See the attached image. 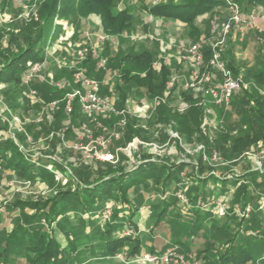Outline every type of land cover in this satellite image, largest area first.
<instances>
[{"label":"rangeland","instance_id":"obj_1","mask_svg":"<svg viewBox=\"0 0 264 264\" xmlns=\"http://www.w3.org/2000/svg\"><path fill=\"white\" fill-rule=\"evenodd\" d=\"M147 1L153 3L152 0H116L115 13L120 11L125 3L138 7ZM193 1L195 0H164L162 4ZM42 2L43 0H26L23 5H20L15 0H0V70L8 59H12L34 43L35 46L38 44L35 41L42 23L40 12ZM236 5L240 8L243 20L239 24L232 25L224 44V54L236 70L235 77L246 87L239 96L248 93V96L253 97L248 105L251 108L255 106L256 99H264V13L260 9L250 8L245 1ZM231 16L229 4L224 3L199 19L196 33L188 28L186 32V29L184 30L181 26L176 25L170 29L166 25L165 35L149 30L150 32L146 31L147 38L144 43L140 42L139 37L134 34L133 39H121L120 44L122 43L123 47L131 53L149 50L154 53V63H159V43L148 38L149 35L158 39L167 37L165 39L172 42L168 54L175 58L178 53L201 40H204L207 46L208 43L216 42L221 25L227 23ZM99 23L96 16H82L75 6L71 7L65 17L54 21L51 31L36 46L35 50L39 51L43 57L40 63L44 65L47 61L48 70L45 72L43 70L40 75L32 76L28 84H25V77L32 69V65L37 63L29 58L27 64L29 69L21 85L16 86L0 80V143L7 146L5 155L0 157V251H3L7 245L11 246L20 241L17 250L2 258L0 264H43L31 257H34L35 253H31V256L27 255L25 241L36 240L44 234L61 245L60 258L67 261L64 264H122L118 256L124 254L130 258L131 247L128 246L130 249L123 247L116 254H108L106 244L113 238L121 237L124 232L131 231L137 233L133 236L138 238L139 247L141 248L142 244L145 252L151 250L148 244L158 242L163 246L162 253L177 247L185 255L196 254V264H219V257L232 245L256 243L255 236L249 230V225H253L255 216L245 218L237 215L235 211L238 208L251 206L254 212L257 210L264 212V208L260 209L264 202V179L259 183V177L256 175V173H264V140L257 141L248 148L247 152L242 153L241 157L234 156V159L240 157L237 164L231 162L233 158H226L225 154L217 149L214 154L218 155V161H213L214 154L208 153V145L204 143L206 138L210 147H213L221 133L239 136L245 132L239 120L232 118L234 111L230 110L231 106L218 107L216 110L214 105L209 104L213 113L208 115L192 94L187 93L183 96L184 89L178 90L179 87L176 86L172 90L169 101L162 105L166 106L171 114L184 118V121H181L182 118L179 120L183 128L189 126L193 118L194 124H200L199 133L191 137L185 136V138L178 131L182 127L181 124L162 122L157 118L158 105L155 104V99L160 96L152 97L145 87L123 85V95L126 97V93L129 94L131 105L125 102L122 110L127 112L128 121H133L134 129L140 134L125 144L121 139L127 133L129 126L124 129L117 126L120 118L117 122L114 120L111 123L101 122L103 125L101 129L99 124L89 125L95 138L111 139L109 131L120 132L121 138L111 139L106 150L107 153L112 152L111 154L116 155V163L98 160L86 163L87 160L85 161L79 151L64 147L57 150L59 142L57 139L49 138L55 132L65 133L67 139L73 142L72 146L77 143L91 144L90 139L79 142L76 138L74 130L82 123L76 119L71 122L73 113L70 116L67 114L65 98L73 89H81L74 84L75 69H77L75 65L79 58L78 50L84 49L86 44L99 42V37L103 35L100 33ZM159 28L163 30L161 25ZM53 32L62 36L60 39L62 52L66 53V48L69 51L74 50L73 53L77 52V57L71 56L73 63L63 60L54 66L51 65L52 62L48 60L46 53L54 48L53 43L56 39L50 41ZM111 55L114 57L116 52L113 50ZM102 57L106 58L104 55ZM173 58L171 75L167 84L172 76H177L181 81L180 85H185L188 80L187 68L183 64H178ZM89 60L90 62L87 63ZM87 62L77 67L85 69L87 77L98 82L102 89L111 75L106 77V72L112 69L113 77L116 69L113 67L108 70L98 69L97 61L92 58H89ZM155 71L159 73V70L155 69ZM258 74H262V78L256 79L255 76ZM51 75L52 79L48 77ZM54 90L57 94H54ZM116 93L119 96L122 94L118 91ZM100 94L102 97H113V94ZM177 98L180 99L178 103H176ZM129 99L127 98L126 101ZM182 101L189 105L184 112L179 111ZM55 102H60L59 107L51 110L48 105ZM75 106L74 104V109ZM139 112H143L141 117L137 116ZM105 119H109V116ZM104 128L106 131H103ZM152 131L153 133H150ZM155 134H157L156 137H154ZM137 138L146 144L155 143L163 147L162 151L156 152L151 146H140L131 151L125 150L127 145ZM198 145L205 146L207 159L204 158L203 153L196 151ZM114 150H116L115 153H113ZM186 154L196 159L195 162L193 159L196 168L176 170V177L170 182L164 179L155 181V178H152L144 181L143 184L139 183L140 185L128 190L127 206L122 201L121 195L119 200L115 199L116 189L120 185L124 186L132 177L122 180L114 171L120 168L125 172L135 171L141 162L146 160L149 161L144 162L143 166L156 162L176 166L189 161ZM253 156L262 163L263 170L251 171L252 165L248 159L250 157L252 159ZM20 158L30 163L32 170L36 173L34 176H23L18 170L9 168L13 161ZM202 160L204 166L200 165ZM252 160L254 168H257V161ZM201 167L203 172H200ZM214 173L226 175L225 178H228L217 181L210 179L206 185H203L208 175ZM103 176L118 178L110 183L101 184L93 195L87 199L83 198L86 196L85 193H93L87 189ZM108 186L110 191L104 198L98 197L102 194V189ZM244 187H246L245 191H242ZM196 191L197 195L202 196V200L192 204L189 195L195 194ZM69 193L76 195L63 201V195ZM181 194L184 198H181ZM217 200H222L225 216L220 217L211 212L213 208L211 204ZM161 201L169 203L168 214L158 218L153 214L150 221L144 222L142 215L155 212V206ZM112 203H115L117 208L111 220H105L102 209H106ZM141 205L144 207L140 208ZM51 207L56 215L52 213V219L49 220L46 217H51L49 215ZM116 212L119 213L118 217L114 215ZM258 214L261 213L258 212ZM261 215L263 216V213ZM130 218L134 222H129ZM156 220L159 222L156 223ZM131 223H140L143 230L135 231ZM123 226L127 227L126 231H122ZM69 243L71 247L66 249Z\"/></svg>","mask_w":264,"mask_h":264},{"label":"trees","instance_id":"obj_2","mask_svg":"<svg viewBox=\"0 0 264 264\" xmlns=\"http://www.w3.org/2000/svg\"><path fill=\"white\" fill-rule=\"evenodd\" d=\"M243 1H245L246 4L254 10L264 8V0H236V2L240 4ZM224 3V0H195L193 2L187 3L180 2L179 4H161L155 5V7L149 10V13L154 16L178 19L185 23L188 27L193 29L194 32H196L194 28V23L196 19L202 15L211 13L214 9L222 6ZM73 6L77 8V11L82 14V16L98 17L101 21L102 33L105 36L117 37L131 28L132 16L130 15L129 10L124 9L115 13L116 0H43L40 6L42 23L40 31L36 36L35 42L39 44L42 40H44L46 34L51 31L54 21L60 17H65ZM36 46L34 43L33 46L28 47L23 51H20L19 54L13 57L12 59H8V62L4 64L0 70V80L4 82L13 83L16 86L21 85L23 77L29 69V67L27 66L29 58H32L33 62L42 61V57L39 54V51L35 50ZM206 50V58L208 59L210 51L208 48ZM100 53L102 56L104 55L106 59L108 58L107 53H105V51L103 53L102 50H100ZM114 58H116L115 62L112 61L110 58L107 59V67L119 68L118 81L122 82V88L121 85L117 83L115 86L116 91L120 93L122 92L123 95V85L132 84L140 87H145L152 97L163 96L167 89L168 79L171 75V67L162 63L161 70L159 71V73L155 71L153 66V52H129L127 54L119 52ZM224 59L227 61L229 68L232 70L235 76L237 74L235 68L231 65L228 59H226V57H224ZM90 60L86 62L89 63ZM261 75L262 74H258L257 76H255L256 79L262 78ZM187 93L191 94L189 91L184 90L182 95L186 96ZM240 96L238 94L233 97L230 104V110L234 111V114L232 116H237V119L239 120L240 125L243 127V131L245 132H243L239 136L231 135L228 133H221L219 138L216 139L217 143L214 144L213 147H210V144H208V141L205 138L204 143L208 145V153H210V147L215 148L225 154L226 158H233L234 156H240L242 153H245V151L247 152L248 148L254 145L257 141L261 139L264 140V99H256L255 106L250 108L248 107V105L250 104V102H252L251 100L253 97L248 96V93H244L241 97ZM126 99L127 98L125 97V95H123L121 103L116 105V108L118 110H122V105L126 102ZM75 105L76 106L73 112L72 122L74 118L77 117V113L81 111H79L80 107H78L77 104ZM62 107L63 106H61V108ZM215 108L216 110L218 109V107ZM157 115V118L162 122H171L174 124H176L177 122L178 125L181 124L182 127L179 128L178 131L182 133V136L191 137L192 135H196L200 132V124H194L195 120L193 117V122L190 121V125L183 128V124L179 121L182 117L171 114V111L162 104L158 106ZM113 117H109V119L105 120L104 118H100L99 120L100 122L104 123H111V121L113 120L117 122L118 117ZM183 119L184 118H182L181 121H184ZM132 122L133 121L130 120L127 125V127L129 126L126 133L127 141L131 140L134 136H138V134H140L138 130L134 129ZM127 141L125 142V144L127 143ZM6 148V145H2V143H0V157H3L5 155ZM204 165L205 164H201V166ZM9 168L18 170L19 173L23 176L31 177L36 174L35 171L32 170L30 163L21 158L13 161ZM180 168L182 170L183 166H168L165 164H145L144 166L142 164L141 166L137 167L135 171L132 172H125L123 169L120 168L117 171H114V173H117L118 177L122 178V180L124 178L129 177L132 178L124 186L121 187L120 185L119 188L116 189L117 192L114 193L115 199L119 200V196L121 195L122 201L124 202L125 206H127L129 202L128 190L137 185L143 184L144 181H147L152 178H155V181H160L161 179H164L165 181L170 182L175 179V171H179ZM202 168L203 167L200 168V172H203ZM256 175H258L259 179H261V182H263L264 173H256ZM118 177L107 178L103 176V178L94 181L89 187V189H87L93 191V193H85L86 196H83V198L87 199L90 195H93L98 190V187L101 184H104L106 182L110 183L116 180V178ZM210 179H214L216 181L219 180L214 174L209 175V177L204 180L203 185H206V183ZM245 188L246 187H244L242 191H245ZM109 189L110 186H108L107 188H103L102 194L98 197H100L101 199L104 198L106 193L110 191ZM75 195V193L63 195V201L64 199L75 197ZM189 197L191 198L192 204H197L199 200H202V196L197 195V191L195 194H190ZM166 202L167 201H163L161 202V204L156 205L155 212L151 214H154V217L157 216V218L158 216L166 215L170 208L169 203ZM35 206L38 207V205ZM103 209L102 213L105 210ZM258 212L261 214L263 213V216L261 214H258ZM52 213L56 215V212H53V207L50 208L49 215H51V217L49 216L46 218L51 220ZM118 214L119 213L116 212L114 215L118 217ZM252 215H254L255 218L253 225H249V230L251 231L250 233L255 236L256 243H254L253 245H232L229 250L226 249L225 252L219 257V264H264V212L257 210L256 212H253ZM130 221H133V219L130 218L129 222ZM256 233H258L259 238L257 237ZM25 242V251L27 255L31 256V253H35V256L31 257L36 262H41L43 264L44 262L46 264H64L67 262L64 258H60L62 248L61 245L55 239L46 234L40 236L36 240H27ZM128 242L132 243L131 245L133 248L131 253L129 254L130 258L134 257L139 249V240L137 239V237L125 235V232L121 237L109 240L106 244V251L108 254H116L117 252L121 251L123 247L125 248L126 246H131ZM18 246H20V241L17 243H13L11 246L7 245L5 249H3V251H0V261L2 260V258H5L10 253L15 252ZM69 247H71V243L68 244L66 249H68Z\"/></svg>","mask_w":264,"mask_h":264},{"label":"built area","instance_id":"obj_3","mask_svg":"<svg viewBox=\"0 0 264 264\" xmlns=\"http://www.w3.org/2000/svg\"><path fill=\"white\" fill-rule=\"evenodd\" d=\"M20 5H23L26 0H15ZM155 5H161L164 0H152ZM225 3L229 4L230 11L232 16L227 23H223L217 33V41L214 43H208V46L204 40L189 46L183 52L178 53V55L173 58L168 54V51L171 49L172 42L169 39L165 38H154L148 36L151 40H156L160 46V59L159 63H154V67L157 70H161L162 63L171 67L172 58L176 60L178 64H183L187 68L188 80L185 85H180L181 81L177 76H172L169 83L167 84V89L163 96H160L155 99V104L160 105L164 104L172 94V90L178 86V90L183 88L184 90L189 91L194 99L198 101L199 105L205 108V111L208 115L213 113L210 109L212 104L215 107H226L229 108L231 101L234 96L238 95L246 87L242 82L237 79L232 70L229 68L227 61L224 59V44L226 42L227 35L231 32L232 25L239 24L243 19L240 15V8L236 5V1L233 0H224ZM264 13V8L260 9ZM89 39V35H86ZM106 36L101 35L99 37V42L96 44H86L84 49L78 50V60L76 61L75 69L76 74L74 75V84L81 87V89H73L71 93L66 95V104L65 110L70 116L74 112V104H78L82 114L87 119V122L82 123L76 128L75 135L78 141H83L85 139H90L91 144L84 145L77 143L72 146V149L82 153L86 163L88 161L98 160L106 163H116V155L107 153L106 150L111 142V139H120L121 134L119 131H109L110 138L106 137H94L93 131L90 129L89 125L91 123L99 124L100 129L103 125L100 122V118H106L107 116L112 117L116 116L120 118L116 124L121 129H124L128 125L127 112L124 110H118L116 108V102L114 97H102L100 92V84L87 77L86 70L83 68L77 67L80 64L86 62L89 58L97 61L98 69L107 70V59L103 58L100 53V45L106 40ZM207 46V47H206ZM80 47V46H79ZM209 49L210 55L207 59V50ZM74 50L71 52V56H76ZM73 53V55H72ZM77 57V56H76ZM31 66V65H30ZM44 65L40 62L34 63L32 69L29 71L28 75L25 77V84H28L31 77L34 75H40L43 71ZM52 79V75L48 76ZM40 78V77H39ZM180 101V99H179ZM178 101V102H179ZM60 102L52 103L48 105L51 110H54L59 107ZM180 112H184L188 108L186 102L180 103ZM143 112L137 113V116H142ZM44 112L42 113V116ZM206 124V123H205ZM106 131V128L103 129ZM50 139H57L59 142L58 150L62 147H66V135L63 132L52 133L49 137ZM96 144V145H95ZM140 146H151L156 152L162 151L161 146L153 143L151 145L144 143L140 139H133L125 148L127 151L136 150ZM99 149L101 151H99ZM119 151H124V149ZM118 151V152H119ZM196 151L203 153L204 158H206L205 152L206 148L204 145H198ZM118 152L116 153L118 155ZM251 158V157H250ZM213 161H218V155L214 154ZM257 161V168L255 170H263V165L260 161ZM60 173H58L59 175ZM180 196L183 197V194ZM211 212L222 217L225 216V208L223 206L222 200H217L212 202ZM207 206V205H205ZM199 207V206H198ZM116 204L112 203L111 206H107L104 212V219L111 220L113 212L116 210ZM204 208V206H202ZM264 208V202L261 204L260 209ZM236 214L245 218H249L253 211L251 206H245L243 208L236 209ZM133 231L126 232L125 235L133 236ZM258 233H256L257 235ZM121 258L122 264H188V261H192L193 264H196V254H190L187 257L182 254L177 247L170 248L164 253L160 254H143L137 255L131 258H127L124 254L118 256ZM264 259V258H263Z\"/></svg>","mask_w":264,"mask_h":264},{"label":"crops","instance_id":"obj_4","mask_svg":"<svg viewBox=\"0 0 264 264\" xmlns=\"http://www.w3.org/2000/svg\"><path fill=\"white\" fill-rule=\"evenodd\" d=\"M180 3V2H179ZM179 3H176V4H179ZM164 4H167V3H164ZM175 4V3H174ZM153 7H155V5L153 4V3H151L150 1H147L146 3H144V4H140V6H138V7H136V6H134L133 4H130V3H125L124 5H122V9H120V11H122V10H124V9H127V10H129V12H130V15L132 16V25H131V28L130 29H128V30H126L123 34H121L120 36H106V40L104 41V42H102L101 43V45H100V48H101V50H102V52L104 53V51H105V53H107V57L108 58H110L112 61H116V58H114L112 55H111V53H113V50L116 52V54L117 53H119V52H121V53H124V54H127V53H129L128 51H127V49H125L124 47H123V45H122V43L120 44V40L121 39H126V38H131V39H133V35L134 36H138L139 37V40H140V42H142V43H144V41L146 40V38H147V36H145V34H146V31H149V30H153V32L154 33H156V34H158L159 32L162 34H164L165 35V33H164V27L167 25L168 26V28H170L171 29V27H175L176 25L177 26H181V28H183L184 30L186 29V32H188V29H190L191 30V32H194V30L193 29H191L190 27H188L185 23H183L182 21H180V20H178V19H174V18H169V17H159V16H154V15H152V14H150L149 13V10L151 9V8H153ZM261 9V8H260ZM259 10V9H258ZM119 12V11H118ZM207 14H209V13H207ZM207 14H205V15H207ZM205 15H202V16H200V17H198L197 19H196V21H195V23H194V28H195V31L197 32V23H198V21H199V19L201 18V17H204ZM98 18V17H97ZM99 19V18H98ZM99 21H100V19H99ZM99 26H100V33H102V30H101V21H100V23L98 24ZM159 25H161V27H162V29L163 30H161V28H159ZM158 26V27H157ZM180 28V29H181ZM188 28V29H187ZM150 32V31H149ZM196 32H194V33H196ZM103 34V33H102ZM104 35V34H103ZM105 36V35H104ZM165 37V36H164ZM62 38V36L60 35V34H58V33H55V32H53L52 33V37H51V40L50 41H52L53 39L55 40L56 39V41L53 43V45H54V48L53 49H50V51L48 52V53H46V56L48 57V60H51V65H56V63L57 62H63V60L65 61V62H68V63H73L72 62V58H71V52L72 51H69L67 48H66V53H64V52H62L61 50H62V46H61V39ZM165 38H167V37H165ZM58 40H60V41H58ZM149 41H151V40H149ZM153 42V41H152ZM49 44H50V42H49ZM76 44H78V43H76ZM75 44V45H76ZM67 46H69V45H67ZM143 51H149V50H143ZM143 51H141V52H143ZM224 57H225V54H224ZM42 59H43V57H42ZM45 59V58H44ZM106 59V58H105ZM47 60V59H46ZM115 66V65H114ZM113 68H115L116 69V71H115V73H114V76L112 77V69L109 71L108 69V67H107V70H108V72H106V77L107 76H109L110 74V77H108L107 78V80H106V85H104L103 87H102V89H101V92L100 93H102V94H104V93H106V94H113V97L116 99V103H117V105L119 104V103H121V99H122V94H120V96L116 93V88H115V86H116V84L117 83H119L120 85H121V88H122V82H119L118 81V79H119V68L118 67H113ZM43 70H44V72H45V70H48V68H47V61L45 62V64H44V68H43ZM112 71V72H111ZM47 72V71H46ZM50 73V72H49ZM52 74V73H51ZM54 74V73H53ZM55 75V74H54ZM54 92V94H57V91L56 90H54L53 91ZM127 94V98L129 99L130 97H129V94L128 93H126ZM178 101H179V98H177L176 99V103H178ZM128 104H130L131 105V103H130V99L128 100V101H126ZM231 109V108H230ZM79 111H80V109H79ZM76 119V121H78L79 123H84V122H87V119L84 117V115L81 113V111L80 112H78L77 113V117H75L74 118V120ZM233 119H237V116H234L233 117ZM68 122V121H67ZM72 122V121H71ZM70 122V123H71ZM77 122V123H78ZM70 123H68V125H71ZM78 123V124H79ZM67 123H65V125H66ZM156 127H158V126H156ZM150 133H153V131L152 132H150ZM156 135L157 134H155V136L154 135H152V136H154V137H156ZM154 137H152V138H154ZM183 137H185V136H183ZM151 138V139H152ZM186 138V137H185ZM184 138V139H185ZM122 140V143H125L127 140H126V134H124L123 135V138L121 139ZM186 140V139H185ZM72 143L73 142H71L70 140H68L67 139V137H66V147H64V148H69V149H71L72 151H74L73 149H72ZM114 143H117V141H114ZM113 145V144H112ZM260 146V145H259ZM209 149H210V153H212V154H214V153H216V149L215 148H210L209 147ZM58 150V149H57ZM250 151H253V150H250ZM116 152V150H114L113 151V153H115ZM110 153H112V152H110ZM186 157L189 159V161L188 162H186V161H184V162H182V163H180L179 165H182L183 166V169H188L189 167H193V168H196L195 167V164H194V162L196 161V159L195 158H191V156L190 155H187L186 154ZM241 157V156H240ZM240 157H238V158H236V159H234V160H231V162H236V164H237V162L238 161H240ZM193 159H194V162H193ZM252 159H254L255 160V156H253V158ZM251 158H249L248 159V161H249V163H251V171H256L255 169H254V162H253V160H252ZM251 160V161H250ZM147 161H149V160H146V161H142L141 162V164L139 165V166H141L144 162L145 163H148ZM204 161L202 160V162H200V165L203 163ZM245 163V162H244ZM152 164V163H151ZM160 164H165V165H168V166H170L169 164H167V163H160ZM160 164H158V162H156L155 163V165H160ZM178 164V163H177ZM176 166H178V165H176ZM256 173V172H255ZM208 174V173H207ZM215 174V173H214ZM209 176V175H208ZM215 176L219 179V180H223V178H225V176L226 175H221L220 173H217V174H215ZM201 177V176H200ZM226 178H228V177H226ZM225 178V179H226ZM203 180H204V178H203ZM258 182H261V179H259L258 180ZM134 188V187H133ZM166 199H167V197H166ZM161 202H163V201H161ZM161 202H159V203H157V205L158 204H161ZM108 205V204H107ZM140 208L141 207H144V205H141V206H139ZM125 213H127V212H125ZM151 213H153V212H151ZM151 213H149L148 215H145V216H143L142 215V220H144V222H148V221H150L152 218H153V215L151 214ZM168 214V213H167ZM123 216V215H122ZM157 222H159L158 220H156V223ZM123 225H124V223H122ZM124 227V226H123ZM132 227H133V229L135 230V231H141V230H143V229H141L142 227L140 226V223L139 224H132ZM126 229H127V227L125 226L124 228H122V231H126ZM138 239V238H137ZM149 246H151L150 248H151V250L150 251H147L148 252V254H160V253H162L163 252V246L160 244L159 245V243L158 242H155L154 244H148V247ZM128 246H126V248H127ZM131 247V249L128 247L127 249H130V250H132L133 248H132V245L130 246ZM140 249V250H139ZM139 249H138V251L136 252V254H138V255H142V254H144V253H147V252H145V250L143 249V247H142V244H141V248L139 247ZM182 254H184L185 255V253L182 251ZM186 257L188 256V255H185ZM188 264H193V262L192 261H188Z\"/></svg>","mask_w":264,"mask_h":264}]
</instances>
